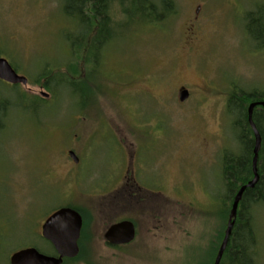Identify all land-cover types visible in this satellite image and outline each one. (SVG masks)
<instances>
[{"label": "rangeland", "instance_id": "374dc122", "mask_svg": "<svg viewBox=\"0 0 264 264\" xmlns=\"http://www.w3.org/2000/svg\"><path fill=\"white\" fill-rule=\"evenodd\" d=\"M173 2L175 11L155 22L129 2L113 0V36L93 75L89 45L94 32L82 52L71 53L67 38L77 34L80 23L64 13V0H0V56L29 78L23 93L33 105H13L23 94L0 82V102L11 103L7 116L0 117V264H10V255L28 246L52 254L32 230L69 204L83 210L87 227L81 252L65 264H213L230 209L220 204L221 163L215 169L214 161L204 163L200 156H222L224 148L238 146L227 104L231 90L264 91V43L258 44L247 29L252 20L264 29V0ZM191 21L197 34L188 51L182 46ZM45 73L78 80L85 103L80 105L79 92L75 96L69 87L49 89ZM206 82L214 93L198 108L177 105L178 87ZM42 90L50 98L44 99ZM68 150L81 157L76 169L81 186L69 172ZM125 150L162 153V159L168 153L166 173L174 185L186 157L182 180L188 179V192L183 208L175 200L170 234L150 235L147 248L107 252L100 235L101 200L94 195L102 192L108 170L114 171L111 154ZM253 212L256 261L264 264V203Z\"/></svg>", "mask_w": 264, "mask_h": 264}, {"label": "trees", "instance_id": "16d2710c", "mask_svg": "<svg viewBox=\"0 0 264 264\" xmlns=\"http://www.w3.org/2000/svg\"><path fill=\"white\" fill-rule=\"evenodd\" d=\"M112 1L113 0H64L63 3L64 13L68 17L77 19L80 23V27L76 32L77 34L72 35V37L69 35L67 38L70 39L72 54H79L82 52L87 44L89 35L91 32H94L89 45V51H91L92 55V60L90 62L92 64L93 75L96 73L99 57L103 53L102 51L105 49V45H107L113 36L111 27L112 17L109 11V6ZM122 1L125 3L129 2L136 12L145 16L150 21L155 22L175 11L173 0H161L160 2L154 0ZM90 11L96 23L94 27L90 25L88 14ZM126 11L133 17L132 12L128 9ZM252 19L253 17L251 20ZM251 22L252 25L249 23L247 29L258 44L260 42L263 44L264 29H261L259 25L253 26V20ZM46 75V85L49 89L51 88L57 91L65 86L69 87L72 94L75 96L77 91L79 92V94L77 93L81 97V99H79V104L81 103L80 105H82L85 103L86 99L83 96L84 94H82V86L79 84L78 80H73L59 74ZM0 92H2L1 89ZM18 95L20 94L18 93ZM25 99L26 98L20 95L18 101H14L13 105L22 106L25 109H32L33 105H28ZM256 100H264V91L258 89L246 90L245 88L232 89L228 97V111L230 115H234L231 127L232 130L235 131L238 141L237 148L233 149L226 147L222 150L221 176L224 193L220 195V204H224V206L229 207V209H231L234 197L239 188L253 178L252 158L254 135L248 123L247 110L248 105ZM8 103L9 105L11 104L9 101L0 102V117L5 112L7 113ZM35 108L37 109V105ZM253 117L262 135V147L259 153L258 163L260 180L253 189H247L244 192L240 201L236 224L220 264H257L255 246H257L258 242V233L252 209L255 205L264 203V107H255ZM235 153L237 154L235 155ZM69 260L71 259L66 258L63 264Z\"/></svg>", "mask_w": 264, "mask_h": 264}, {"label": "flooded vegetation", "instance_id": "af4514ba", "mask_svg": "<svg viewBox=\"0 0 264 264\" xmlns=\"http://www.w3.org/2000/svg\"><path fill=\"white\" fill-rule=\"evenodd\" d=\"M187 30L191 31L190 36H187L185 38L182 48L189 51L193 48V42L195 39V35L197 34L194 21H191V23H189V25L185 27V31ZM0 82L6 83L11 88L19 90V93L23 94V98L24 96H26V94L23 93V88L25 86L23 87L22 84H12L5 80H2L1 78ZM207 84L208 83L206 82V84L201 86H193L194 88H188L185 85L178 87L175 91L177 94L179 92V95L176 96V99L178 100V103L176 102L177 105L180 108L185 109L190 108L188 107L189 105L198 108V106L201 105L202 101L207 98L209 94L214 93V91L208 89ZM182 89H187L189 92L187 99L184 101L180 100V91ZM147 92L150 95L152 94V92L150 91ZM40 95L44 99H48L50 98L51 93H49V96H44L41 93ZM4 115L6 117L7 113L5 112ZM231 117L234 118V115H231ZM0 120H2V118ZM113 135L112 137L116 136L115 133H113ZM206 141V138H202V144L204 147L208 146ZM118 142L121 143L120 140H118ZM70 151L71 150L67 151V155L70 158L71 164L73 163V167H71L69 172L72 176L75 177V182L79 186H81L82 181H80L78 173L76 172V169L81 164V157L74 151L77 156V160H75L70 156ZM125 151L126 152L124 153H120L119 151V153L111 154L108 163L113 164L111 168H114V171L111 172L108 170L107 175L105 176L106 178L99 186V190H101L102 192L94 195L100 197L101 200L102 223L100 235L102 237L103 247L107 252H125V250H127L128 248H136L138 250L144 246L145 248H147V246L149 245L145 243V240L150 239V235L151 238L159 239L163 236V234H170L173 229V213L175 200H177L176 205L183 208V204L185 201V192H188V190H186L188 189L186 184L188 179L182 180L184 177L182 175H184L185 170L184 162L187 161L186 157H183L180 161L182 175L180 180L174 185L169 180L166 173L168 153H166L165 158L162 159V153H136L135 151L133 153H129V151ZM210 154L211 153H202L200 158L204 163H207V161H214V168L216 169L218 162L221 163L220 161H222V156L220 155V153H218L217 155L220 156V159L217 161V155L215 156V158L214 155L210 156ZM236 154L237 153H235V155ZM220 177L222 179V176ZM221 179H217L219 187L221 185ZM78 192L80 194L82 191H80L79 189ZM174 193L178 196L176 197V199ZM65 206L75 208L82 215L83 224L81 235L78 241L81 252V241L84 237V232L87 227L86 215L80 208L78 209L77 207L70 204ZM54 211H52L42 222L37 221L36 227L38 226V228L36 229L34 227V229L32 230V232L34 231L33 233H36L39 237H41L43 241L50 245L53 251L52 254H56V250L52 243L44 238L42 226L46 219ZM123 221H129L133 224L135 230L134 238L132 241L127 243H114L109 239L107 233L113 225L121 223ZM155 247H157V245ZM79 264L90 263L81 262Z\"/></svg>", "mask_w": 264, "mask_h": 264}, {"label": "water", "instance_id": "95a60500", "mask_svg": "<svg viewBox=\"0 0 264 264\" xmlns=\"http://www.w3.org/2000/svg\"><path fill=\"white\" fill-rule=\"evenodd\" d=\"M0 78L12 84H22L27 86L29 79L26 75L19 74L11 65L7 58L0 57ZM44 96H49L46 91L40 92ZM189 92L187 89L180 91V100L187 99ZM257 106L264 107V100L252 101L248 105V123L254 135V147L252 158L253 178L242 185L237 191L227 220L224 235L213 264H220L229 244L234 226L236 224L240 201L247 189H253L260 180L259 173V153L262 147V135L254 120V109ZM70 156L77 160L73 150ZM83 219L81 213L73 207L62 206L55 210L44 222L42 232L44 238L52 243L56 254H47L35 246L21 248L10 255V264H62L65 258H74L79 252V238L81 235ZM134 227L129 221H123L111 227L107 236L114 243H127L134 238Z\"/></svg>", "mask_w": 264, "mask_h": 264}, {"label": "bare ground", "instance_id": "6f19581e", "mask_svg": "<svg viewBox=\"0 0 264 264\" xmlns=\"http://www.w3.org/2000/svg\"><path fill=\"white\" fill-rule=\"evenodd\" d=\"M28 86V85H27Z\"/></svg>", "mask_w": 264, "mask_h": 264}]
</instances>
